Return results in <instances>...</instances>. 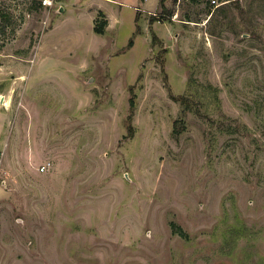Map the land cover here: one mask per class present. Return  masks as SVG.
I'll return each instance as SVG.
<instances>
[{
    "label": "rangeland",
    "instance_id": "374dc122",
    "mask_svg": "<svg viewBox=\"0 0 264 264\" xmlns=\"http://www.w3.org/2000/svg\"><path fill=\"white\" fill-rule=\"evenodd\" d=\"M84 1L0 0V264H264V0Z\"/></svg>",
    "mask_w": 264,
    "mask_h": 264
},
{
    "label": "crops",
    "instance_id": "0c3cea01",
    "mask_svg": "<svg viewBox=\"0 0 264 264\" xmlns=\"http://www.w3.org/2000/svg\"><path fill=\"white\" fill-rule=\"evenodd\" d=\"M87 1V2H86ZM127 0H85L84 6L86 7L87 4L90 2H93L97 5L98 11H103L105 13V17L108 21L106 32L110 29V27L114 24H121L125 20L122 9L120 7L119 12L117 11V6H123L122 3L128 4L129 2H126ZM136 4L135 8L137 12L133 14V19L135 21L138 12H147V13H156L160 8H162V0H159V2H155L154 4H148V0H133ZM121 14V15H120ZM4 101V100H3Z\"/></svg>",
    "mask_w": 264,
    "mask_h": 264
},
{
    "label": "trees",
    "instance_id": "16d2710c",
    "mask_svg": "<svg viewBox=\"0 0 264 264\" xmlns=\"http://www.w3.org/2000/svg\"><path fill=\"white\" fill-rule=\"evenodd\" d=\"M164 1L165 0H162V7H163V13L162 14H166L168 10L167 7H165L164 5ZM231 1H234V0H231ZM100 14L102 17V19H100V21H97L96 24H95V31L98 32V33H105L106 32V29H107V24H108V21L105 17V13L103 11H100ZM11 14L8 12V11H0V29L5 31V26L8 24V22L11 20ZM138 18V17H137ZM155 19H157L156 15H153L152 16V19H151V22H153ZM133 43V39L130 41V45H132ZM132 90H133V87H132ZM135 100L134 98L132 97L131 98V108H132V111L135 109ZM185 110V108H184ZM180 123L182 124L180 126ZM185 127V121L182 117H179L175 120V124H174V133H179L181 132ZM172 226H173V230L174 232L176 233H179L185 237H188L189 234L185 231V229L179 225L178 223L176 222H173L172 223Z\"/></svg>",
    "mask_w": 264,
    "mask_h": 264
},
{
    "label": "built area",
    "instance_id": "2783aa9c",
    "mask_svg": "<svg viewBox=\"0 0 264 264\" xmlns=\"http://www.w3.org/2000/svg\"><path fill=\"white\" fill-rule=\"evenodd\" d=\"M46 169H48V164H44L42 167V170H46Z\"/></svg>",
    "mask_w": 264,
    "mask_h": 264
},
{
    "label": "bare ground",
    "instance_id": "6f19581e",
    "mask_svg": "<svg viewBox=\"0 0 264 264\" xmlns=\"http://www.w3.org/2000/svg\"><path fill=\"white\" fill-rule=\"evenodd\" d=\"M4 99H5V98H3V96H2V97H1V101L4 100ZM6 100H7V99H6ZM7 101H8V100H7ZM7 101L4 102V103H6V104L9 103V102H7Z\"/></svg>",
    "mask_w": 264,
    "mask_h": 264
}]
</instances>
